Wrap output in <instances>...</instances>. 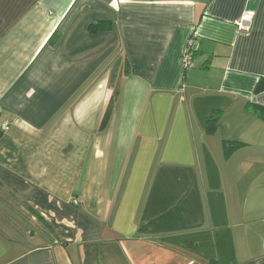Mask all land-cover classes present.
Returning <instances> with one entry per match:
<instances>
[{
  "label": "crops",
  "instance_id": "obj_1",
  "mask_svg": "<svg viewBox=\"0 0 264 264\" xmlns=\"http://www.w3.org/2000/svg\"><path fill=\"white\" fill-rule=\"evenodd\" d=\"M262 77L264 0H0V264H264Z\"/></svg>",
  "mask_w": 264,
  "mask_h": 264
},
{
  "label": "trees",
  "instance_id": "obj_2",
  "mask_svg": "<svg viewBox=\"0 0 264 264\" xmlns=\"http://www.w3.org/2000/svg\"><path fill=\"white\" fill-rule=\"evenodd\" d=\"M89 29H90V32H95L99 29H105V25L103 26V24L95 23V24H92ZM262 93H264V77L258 79V81L255 84V87L253 89V95H259ZM112 102L113 101H110V103L108 104V107L104 113V116L102 118L101 125H100V130L104 129V127L106 126V124L109 120L111 110H112ZM255 110L259 114L258 116L264 120V110L262 108H259V107H256ZM216 116H217V114H214L209 119L207 130L210 133L213 132L217 127ZM239 145H242V144L225 142L224 148H225L226 153L229 154L232 150L237 148ZM211 264H216V263L212 262Z\"/></svg>",
  "mask_w": 264,
  "mask_h": 264
},
{
  "label": "built area",
  "instance_id": "obj_3",
  "mask_svg": "<svg viewBox=\"0 0 264 264\" xmlns=\"http://www.w3.org/2000/svg\"><path fill=\"white\" fill-rule=\"evenodd\" d=\"M252 17L253 16L251 13L244 14L240 18L239 22L236 24L237 29L240 32L248 31V25L252 21ZM195 43H196V41H195L194 35L190 36L188 41H187L184 53L182 54V57H181V64H182V67L184 68V70H189L193 66V52L196 49ZM0 112H1V110H0ZM1 129H2V131H5L7 129V126L5 124H3Z\"/></svg>",
  "mask_w": 264,
  "mask_h": 264
},
{
  "label": "rangeland",
  "instance_id": "obj_4",
  "mask_svg": "<svg viewBox=\"0 0 264 264\" xmlns=\"http://www.w3.org/2000/svg\"><path fill=\"white\" fill-rule=\"evenodd\" d=\"M229 131H230V130H228V132H229ZM228 132H227V133H228ZM227 133H226V134H227Z\"/></svg>",
  "mask_w": 264,
  "mask_h": 264
}]
</instances>
